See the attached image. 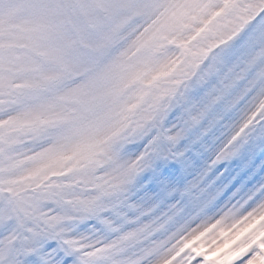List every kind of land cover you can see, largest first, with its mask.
Here are the masks:
<instances>
[{"label":"snow or ice","instance_id":"6c2138e0","mask_svg":"<svg viewBox=\"0 0 264 264\" xmlns=\"http://www.w3.org/2000/svg\"><path fill=\"white\" fill-rule=\"evenodd\" d=\"M0 264H264V0H0Z\"/></svg>","mask_w":264,"mask_h":264}]
</instances>
